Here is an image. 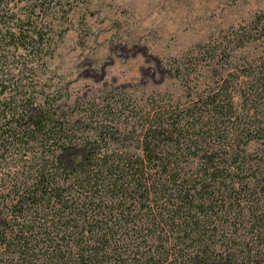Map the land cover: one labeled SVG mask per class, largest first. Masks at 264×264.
<instances>
[{
    "label": "trees",
    "instance_id": "1",
    "mask_svg": "<svg viewBox=\"0 0 264 264\" xmlns=\"http://www.w3.org/2000/svg\"><path fill=\"white\" fill-rule=\"evenodd\" d=\"M12 2L0 264H264V9L175 57L177 95L65 100L41 73L66 3Z\"/></svg>",
    "mask_w": 264,
    "mask_h": 264
},
{
    "label": "rangeland",
    "instance_id": "2",
    "mask_svg": "<svg viewBox=\"0 0 264 264\" xmlns=\"http://www.w3.org/2000/svg\"><path fill=\"white\" fill-rule=\"evenodd\" d=\"M7 1L0 0L2 25L13 21L9 8L13 6L16 11L21 7ZM64 3L66 12L54 21L55 51L41 80L65 100L98 96L116 87L134 89L136 95L166 89L177 95L181 85L171 72L175 57L264 9V0ZM0 49L5 50L4 56L10 51V64L18 59L13 54L15 48L5 40L0 42ZM8 160L0 164V176L7 173Z\"/></svg>",
    "mask_w": 264,
    "mask_h": 264
}]
</instances>
